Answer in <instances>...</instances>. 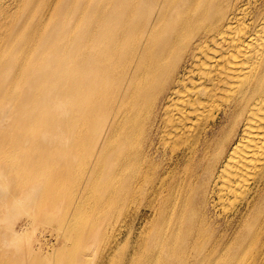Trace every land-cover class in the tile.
Instances as JSON below:
<instances>
[{"label": "bare ground", "instance_id": "6f19581e", "mask_svg": "<svg viewBox=\"0 0 264 264\" xmlns=\"http://www.w3.org/2000/svg\"><path fill=\"white\" fill-rule=\"evenodd\" d=\"M119 201L112 261L264 264V0H0V244Z\"/></svg>", "mask_w": 264, "mask_h": 264}, {"label": "rangeland", "instance_id": "374dc122", "mask_svg": "<svg viewBox=\"0 0 264 264\" xmlns=\"http://www.w3.org/2000/svg\"><path fill=\"white\" fill-rule=\"evenodd\" d=\"M82 184H78L76 189L82 186ZM145 199L143 201L144 205H153V198ZM142 205L135 204L130 206L131 213L129 216H125L127 214L125 213L126 209L123 208V204L120 201L105 219H97L96 214L91 215V217L87 215L81 216L80 225L85 227V231L83 232L85 236L81 237V240L78 239V241L66 238L67 233L64 232L62 224L59 222V218L65 214V209H62L64 207L62 205L63 207L60 208L61 214L58 216V219L54 217L47 223L44 220L34 221L33 226L28 228L27 231H20V237L18 236L17 240V237L14 238V235L11 237V242H13L11 246L0 244V264H30L31 260H34L37 256L41 259L44 257L42 261L45 264H126L120 257L112 261L107 252H109L111 246L119 243V239H122V246L124 244L132 246V243H134L133 238L136 239L141 232L142 234L146 233L149 240L154 237L156 227L152 223V215L150 210ZM139 206L140 208L138 209ZM233 206L230 202L225 205L227 208H232ZM137 210L140 211L139 218H137V212H135ZM25 218L29 217L20 216L17 223L12 225V229L4 226L1 232L8 233L11 230H20L22 223L26 220ZM133 222L136 224V229L127 238L129 229L123 227V225ZM91 235L96 237L95 241L94 239L91 240ZM14 243L21 244L24 250L27 249L28 253H24L21 256L17 254L16 256L14 254ZM53 247H55V253L46 255L49 254L47 253L48 250ZM63 248L67 249L66 255H62Z\"/></svg>", "mask_w": 264, "mask_h": 264}]
</instances>
